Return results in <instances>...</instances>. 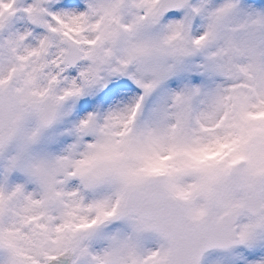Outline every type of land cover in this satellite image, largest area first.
Instances as JSON below:
<instances>
[{
  "label": "snow or ice",
  "instance_id": "snow-or-ice-1",
  "mask_svg": "<svg viewBox=\"0 0 264 264\" xmlns=\"http://www.w3.org/2000/svg\"><path fill=\"white\" fill-rule=\"evenodd\" d=\"M210 252L264 264V0H0V264Z\"/></svg>",
  "mask_w": 264,
  "mask_h": 264
},
{
  "label": "rangeland",
  "instance_id": "rangeland-1",
  "mask_svg": "<svg viewBox=\"0 0 264 264\" xmlns=\"http://www.w3.org/2000/svg\"><path fill=\"white\" fill-rule=\"evenodd\" d=\"M55 2H59V0H55ZM46 137H47V134H46ZM19 175H20V173H17V172H13V173H11V174L9 175V177H8V183L11 184V183L19 182L18 180L15 179V178H16L17 176H19ZM29 187H31V185H29ZM122 230H123V231H127V230H128L127 225H122ZM155 240H156L155 235H154V234H151V233L146 234L145 237H144V242H145L146 244H148V245H152V244H154ZM215 255H216L215 252L207 253V254L205 255V258H204L202 264H209V257H211V256H215Z\"/></svg>",
  "mask_w": 264,
  "mask_h": 264
}]
</instances>
